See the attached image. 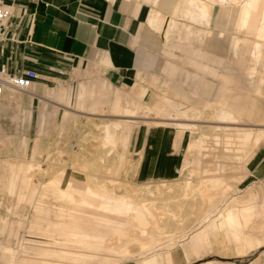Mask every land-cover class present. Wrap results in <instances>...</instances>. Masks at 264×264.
<instances>
[{"label": "rangeland", "instance_id": "374dc122", "mask_svg": "<svg viewBox=\"0 0 264 264\" xmlns=\"http://www.w3.org/2000/svg\"><path fill=\"white\" fill-rule=\"evenodd\" d=\"M217 19H218V11L215 13L213 17V21L212 19L210 20L212 22L210 28L212 29L213 33L208 41L202 42L201 40H196L194 43L183 41L187 45L198 46V50L195 54L184 53L179 50H173V52L177 54L179 57L178 56L173 57L172 59L178 61L183 68L182 70H180L179 73L173 76L172 75L168 76V74L162 72L161 67L166 64V60L169 59L170 56L165 54L164 52L160 53L161 64H158V66L154 68V70H147L145 86L149 88V94L147 95L146 100L144 101L140 100L138 96L132 92L131 87L133 85L130 86L114 85L115 87H119L123 89L124 97H126V99L129 101L128 102L129 105L126 103V108L129 106L128 110H131L129 113L132 112L133 114L132 113L131 114L133 116L129 114L128 111L125 112L128 115L124 113L122 114L124 116L122 115L119 116L120 114L119 112H111L108 105H102L103 101L105 100V97L103 96V90L105 84L104 83L105 81L103 80L104 76L100 71V69H98L96 65L93 64V62L84 63V64L74 63L70 65V69H68L69 74L67 76L68 77L67 79L64 78L60 79L56 76L47 77L46 86L41 91H39V93H41L42 95L48 98V100H46V103L40 102L38 98H34L32 103L30 104V100L26 98V100H24L21 103V105H18L15 102L10 103L8 100L1 99L2 105L0 106V151H6L10 154H13L14 153L13 151L15 150L17 155L16 157L11 158L13 159L12 161L14 162V165L16 166L18 162L25 163L28 166L25 172L27 175L28 173H34L35 170L36 176L38 175L37 178H34V181L36 182H39V177L44 178V180L43 179L42 180L47 182L48 181L47 177L49 178L50 176H52L53 172L55 174L56 170L59 167V166H55L54 164L53 165L50 164V162L47 160L46 150L49 147L50 152L48 156L52 157V153H54L56 155L53 154L54 157H52V159L55 160L58 157L61 159L62 157L61 159L62 162L66 160L67 162L65 163H67V165L66 166L62 165L61 167L67 168L68 166V172L73 171V168L71 167H73L72 165L74 162L76 161L78 162V160H80L81 163L85 164L87 161L86 163L87 166L85 165L86 167H84V169H83L84 165L81 166L80 170L81 171L83 170L82 171L83 173H85L86 175L88 174L90 177H92L91 175H93L92 179L96 177L100 179L101 182L104 179L102 183H108V181L114 182V183L110 182L108 184H113V187L115 188L117 187L118 189L123 188L127 191V193L129 191L131 192L132 190H135V192L137 193H140L142 191L144 192V190L141 189L142 187L147 188L150 187V185L153 186L155 184H158V189L157 188L155 189L158 190V192H161L162 190L165 189L166 191L171 193L170 194L171 196L173 195L172 196L173 199L175 196L177 197L179 196V198L176 199V201L175 199L174 200L172 199L173 203L171 202V200H168L170 202H167L168 205L170 206L172 205L173 207H175V208L171 207L174 213L170 212L171 214H173L174 220H176L175 222L177 223V219H178L179 220L178 223H182L181 221L184 219L183 223L179 224L180 226L177 224L179 228L178 226H176V223H174V220L170 219V221L172 222L171 226L169 225L170 228L173 229L174 227L177 228L178 230L176 231V229L174 230L171 229L175 233L174 232L172 233L168 226L166 228L169 229L170 231L169 232L167 230L169 233L166 236H169V238L170 236L172 237L170 239L169 238L167 239L169 240L167 243L168 244L174 242L176 243V246L173 247V249H171V252L176 251L179 247L180 248L178 250L180 251V249L185 245L192 246L193 243L195 244L196 240H197L196 243L200 244L201 241L198 239L199 238L198 234L204 233L205 225H203V227L201 228H197L198 221H196L197 213L200 212L199 211L200 206L202 207V205H200L201 203L200 204L198 203L202 201L201 199L203 196L200 195L201 197H199L198 194L197 196L201 199L199 200L197 199L198 198L197 197L195 198L197 200L195 199L193 200V198L196 197V194L193 191H190L189 192L190 195H189L188 192L185 193L179 190L178 188L180 187L178 185H183L184 182L200 183L203 185L204 183H201V181L202 180H203L202 182L207 181V184L205 182V184L203 185L206 186L205 187L206 190L208 189L214 190L213 186H209L210 188H208L207 186L208 183H210L209 181H212L213 178L216 176L217 178L215 177L216 179L214 178V180L220 179L219 181L223 185L222 188H226L227 186L229 197L231 198L241 197V199L249 201L250 197L254 195L253 197L257 199L256 200L254 199L256 203L254 201L253 202L259 206L260 210H263L264 209V191H263L264 174L260 175L261 173H258V170H260V168H263L261 166L264 164V135H263L264 83L263 84L259 83L261 84L259 85L261 90H259L257 93L253 91L252 87L254 88L255 86H257L258 82L257 81L251 82L250 78H248L247 70H246V68L251 63L250 60H252L253 57L251 54H248L246 52L247 45L243 43L241 44L240 47L241 49L239 50V53L237 55L234 54V52L232 51L233 39H231V37L232 36L234 37L236 35L243 36V34L233 29V25L229 23L226 25V28L223 31L225 35L223 37H220V39H223V41H225L224 44L227 48L226 53L224 52L225 55L224 53H222L220 54V56H222L224 59L223 64L228 67L227 69H225V67L218 68V63L220 61H216L213 58L217 59L218 58L217 56L219 54L213 52L212 50L211 51L209 50L210 44L212 42L216 43L219 39L218 32L220 30L216 27ZM197 26L199 28L206 29V27L202 25H197ZM160 35H161L160 33H157V36L155 37V42L158 45L161 44ZM205 44L206 46H204ZM201 54L207 55L211 61H209L208 59L198 58V56ZM190 56L197 57L199 60H201L204 63H209L211 66L218 68L221 73H226L231 75V82L228 84V87H230L232 90L226 92L228 95L234 96L235 94L238 93L247 92L248 94L246 93L245 96L246 95L251 96V94L249 95V91H250L255 101L258 102V104L261 107V112H260L261 118L250 119L247 113L242 115V117L239 120L231 119V121H233L232 123L230 122V120H228L229 121L228 123V121H224L222 117L220 118L221 116L220 110L225 104L226 100L218 101L215 99L217 98V95L219 93L220 85L223 82L220 81V79L218 80L216 77H213L211 75L208 76V78L213 80L215 82V85L212 88L211 94L209 95L206 94L205 97L210 98L212 100L196 101V102H192L188 100H179V101L176 100L178 102L184 103V106H181L183 110H185L186 107H188L189 109H191L190 114H194L189 116L188 118L187 116L183 117V115L179 116L178 110L168 106L166 102L162 100L159 96H169V97L175 96L171 92V87L175 83L181 85L185 90L192 92L195 97L201 96L202 83L186 75L187 74L186 70H190L193 72L195 71L194 67L189 65V63L187 64L186 63L187 61H184L187 58H190ZM263 63H264V59H261L260 63L257 65V68L260 67L259 69H262ZM153 75H156L159 78L155 80L156 78L154 79ZM81 83H84L87 86L93 88L92 91H96L98 96L100 97V104L96 106V110L94 111L96 114H92L93 117L92 115L87 113H83L80 111H73L72 109L74 107L67 108L64 102H62V104H57L52 100L53 88L51 85L60 87L59 93L62 94L63 88H68L70 86L76 87ZM61 84H63L64 86H61ZM156 93H158V95H156ZM138 101L147 102L152 106H154V109L149 111V109L146 110L143 107H138V106L135 107V103H137ZM216 105L219 107H215ZM62 109H70L71 111L64 117H61L60 113H62ZM100 110H104V111H100ZM212 110L216 111L214 114H212L213 116L211 115ZM28 111H34V114L33 116H31V118L28 116ZM42 111H45L49 114L46 130L43 132L41 130V127L38 126L39 114ZM84 115L88 117H84ZM127 120L130 122V126L126 130H121L122 128L119 127L117 130L118 133H115L114 136L115 138H113L109 142L108 141L102 142V140L96 138V135L94 134V132H92L95 128L92 129V131L89 132L87 131L88 130L87 128L91 126V123L89 122H94V124L101 123V125H98V127L101 128L103 126L102 125L103 123L108 124V123H113L115 121H127ZM160 121L167 122L169 125L158 123ZM182 122L186 124L189 123V125L192 124L193 126H196V128L194 130H190V129L182 130L179 127V125H177V123L183 124ZM85 126H87V128ZM225 126L226 128H224ZM220 127L223 132L220 130ZM231 129L232 130L256 129V130L253 135L254 137L251 136L252 138L251 141H249V145H244V144H248V141L246 140L244 141L238 140L239 142H236L237 144L235 143L234 145V142H230L226 144L227 142H225L224 140H222L224 142L222 141L219 142L218 139L214 137L213 138L210 137L212 135L222 137L224 134V130L230 133L232 132L230 131ZM86 131L88 132V134ZM206 131L210 136H208ZM124 132L126 133L124 134ZM199 132L200 133L203 132L204 135L203 134L201 135L205 137L208 136V138H205L206 142L204 141L205 143H203V145L202 143L195 144V142H193V140H195L196 138L195 136L196 133L200 134ZM82 133H84V135ZM217 133H219L220 135ZM260 134L261 137L259 136ZM119 136H120V140H119ZM114 139L115 141H113ZM206 139H208L209 142ZM163 141H169L170 144H159V142H163ZM102 143L105 144L102 145ZM118 144L119 146H117ZM200 144L202 147L200 146ZM204 144L205 145L208 144L206 145L208 149L203 147L205 146ZM125 145L127 147H125ZM203 148H205L206 151H204L205 149ZM229 148H231L232 150H229ZM233 149H235V151ZM31 151L33 154L31 157H28V155L31 154ZM87 153L90 155L88 158L86 156ZM158 153L167 154L168 158L171 160V161L168 160V163L170 162L169 166L171 165L170 166L171 172L169 175L166 174L158 175L155 173L153 167L151 166L150 162L152 161L154 162V159L156 160ZM118 154L119 155L121 154L119 158V160H121L120 162L121 165L118 164L119 162ZM258 154H263V155L257 159ZM122 155H124V157H122ZM82 156L83 159L84 158L86 159V160L84 159L85 161L82 159ZM121 158L123 159L125 158V160L122 162L123 159ZM81 160L84 162H82ZM114 160L117 162H115ZM250 162L253 163L250 164ZM33 163L39 164L40 165L39 168L37 166L34 167L32 166L31 168V164L33 165ZM118 166L119 167L122 166V168L121 167L119 168ZM146 168L147 171L145 172ZM160 168H161V163L158 166V169ZM42 170L43 172H45L44 174ZM130 170L131 173L129 172ZM39 171L40 173H38ZM118 171H120L121 173L120 172L118 173ZM47 172L50 174H47ZM88 175L87 177H89ZM100 180L98 181L100 182ZM126 180H130V181H126ZM163 180L173 183L174 188H177L178 186L177 192L174 193L176 189L172 187L171 188L166 187V184L156 182ZM93 183H95V181ZM160 185L162 189H160L161 188ZM32 188H33L32 191H34L33 195L32 196L30 195L32 193V191H30L27 193V196L21 199H19L16 194L11 196L7 194L6 191L2 190L1 162H0V196L2 197V200H0L1 201L0 202V243L9 244L14 248H16L17 252L15 254V258L13 259L14 264L19 263L21 257L24 255V252L26 251H28L27 253L32 256L38 253L36 250H32V246L34 245L31 244H27V246H29V249L26 251L22 249H18L20 248L19 247L20 241H22L23 239H27L36 242L40 241V242L54 244L51 234L54 235L55 237L58 238L60 237L57 234L59 229L56 228L54 223L69 222L68 218H61L58 216L60 212L59 205L65 204V202H60V201L58 202L57 200L55 202V199L52 198V196H50L51 198L46 197L47 199L41 198L37 193V190L40 188L38 183L33 185ZM172 189L175 191L173 192ZM137 190L138 191L140 190V192H138ZM191 192H192V196H191ZM249 193H253V194L251 195ZM130 194L131 193H129V195ZM149 195L154 196V193L149 192ZM188 197L192 198L190 199L191 201L189 200ZM205 197H203L204 198L203 200H205ZM181 203L184 207L182 205L180 206ZM189 205L192 207L190 208ZM223 205H225L224 201L220 202V204L218 203V208L214 209L213 214H215L218 210L223 208ZM178 206L182 207L183 210L182 208L178 209L179 208ZM186 208L188 211L194 208L196 213L194 212V210H191L190 212L193 211L194 214L192 212L190 215H188L189 212L186 211ZM177 210L179 213L177 212ZM183 211L185 212L183 213ZM186 212L188 213L186 214ZM175 213L178 215H176ZM187 215L190 217V219ZM192 216L193 217L195 216L196 218L194 217L195 218L194 219ZM191 220L193 221L194 224L191 223L192 222ZM152 222L154 223V221ZM48 224H51L50 230H48L45 233V229ZM180 227H183V229L186 230V232H184L185 235L182 233L180 234L178 233L182 231V228ZM11 229L13 230L10 231ZM189 229L194 234L196 233L197 234L193 235V233ZM101 233L109 234L110 232L102 230ZM110 234L112 235V233ZM173 234L174 235L176 234V236H174ZM187 235H189V237ZM192 235L194 238L192 237ZM175 237L177 238L179 237L177 239L178 241L180 238H181L180 240L183 239L186 240L179 241L180 242L179 243L176 242L177 240ZM174 238L175 240L173 241ZM171 239L172 242H170ZM192 239L194 242L192 241ZM221 240L222 239H220L218 243L216 241V244L214 243L206 246L203 243H201L200 245L198 244L197 247L199 246V249L200 248L203 249L198 250V252H196L195 250L194 253L197 254H193V255L197 258H202V259L193 264H203V263L222 264V263H231V262L244 264V263H249L250 261H252V259H254L257 256L264 255V248H260V249L252 250L250 254H248L245 257H236L232 255V249L230 246H226L225 248L224 247L222 248L224 241ZM133 242L135 243L131 242L132 243V244L130 243L131 246L129 245V242L127 245L130 246L128 247L129 249L134 250L136 252H132V254L129 253V255L123 254V256L119 258H117L118 256H120L119 254H113L114 258L115 255H117L116 258L119 259L120 262L117 259L115 260L113 258V255L111 254L112 259H114L116 262L117 261L119 262L115 264H137V262L141 261L144 257L149 256L153 253L149 250L141 251V247L138 246L139 243L137 241H133ZM181 242L184 244L180 245ZM167 243L165 245H167ZM212 245L216 247L217 250ZM66 246L75 250L80 249V247H77L78 244L76 243H69L66 244ZM211 246L212 248H210ZM193 247H194L193 249H198L196 248V244ZM138 248H140V250ZM167 250L169 249L167 248V249L159 250L157 252H165ZM140 252H142V254ZM225 252H227V254H225ZM124 255H126V258L124 257ZM128 256L129 257L131 256L132 258L130 257L131 258L130 259ZM122 258L124 260H121ZM47 262L73 264L72 262H68V261L59 262V261L51 260ZM4 263H5V258L2 257V253L0 252V264H4ZM34 263H38V262H34Z\"/></svg>", "mask_w": 264, "mask_h": 264}, {"label": "crops", "instance_id": "0c3cea01", "mask_svg": "<svg viewBox=\"0 0 264 264\" xmlns=\"http://www.w3.org/2000/svg\"><path fill=\"white\" fill-rule=\"evenodd\" d=\"M2 1L7 6H9V8H11L13 17L11 18L12 25L7 32V40L0 44V63H6L13 72L22 71L28 68L36 69L41 75L40 78H42L38 80L36 84L35 90L37 92L35 90H31L29 93L17 96L15 94H8V101L10 103L15 102L18 105H21V103L26 100V98L30 100V104L34 98H38L40 102L46 103L48 98L38 92L46 86L47 77L56 76L60 79H67L70 65L74 63L84 64L93 62V64H95L96 67L100 69L104 76L103 80L105 81V90L103 91V95L106 96L107 101L111 100V109H114L115 107V110L111 112H119V115H122L120 111L125 97L123 94V89L115 87L114 85H133L131 87L132 92L137 95L140 100H146V97L149 94V88L145 86L147 70H154L158 64H161L160 53L164 52L170 56V58L166 60V64L161 67L162 72L168 74V76H173L183 69L178 61L172 59L173 57L178 56L173 52V50H179L184 53L193 54H195L198 50L197 45H187L183 42L187 41L185 40L187 38H179L177 33L179 24L186 22L187 24L191 25L194 30H201L205 32L210 30V33L201 40L202 42L208 41L213 33L212 29L210 28L212 25L210 20L212 19L213 21V17L217 12L216 9L218 6H220L219 0L215 5V10L209 20L210 24H206L205 26V24L193 23L191 20L183 17L187 0ZM219 18L220 17L218 16L216 22V25L218 24L216 27L221 29H219L220 31L218 32L219 39L216 43L212 42L210 44L209 50L219 54L217 59L213 58L216 61H220L218 63V68L225 67V69H227L228 66L223 64L224 59L222 56H220V54L224 52L226 53L227 51V48L224 44L225 41L220 39V37L225 35L223 32L224 28L222 29V27H225L228 23L232 25L234 24L233 29L239 32V25L241 23L242 17L237 16L234 19L236 20L234 21L235 23H231L229 20L224 19V21H226L224 24L222 23L223 20L221 21ZM258 18L259 15L252 16L250 19V24L242 36L244 40L241 42V44L243 43L247 45L246 52L248 54L252 53L254 47V37L256 36ZM175 23L176 26L173 29ZM198 24L206 27V29L199 28L197 26ZM166 30L167 38L165 36ZM157 33L161 34L160 45L156 44L155 42ZM238 37L240 36L236 35L231 37V39H233L232 51L235 55H237V51L241 49L240 44V49L236 50ZM195 41L196 40L188 39L189 43H194ZM204 46H206V44ZM198 58L208 59L211 61L210 58L205 54L199 55ZM198 58L190 56V58H187L184 61H187L186 63H189V65L195 69L194 72L186 70V75L202 83L201 96L195 97L192 92L185 90L181 85L175 83L171 87V92L175 96H159L160 98H169L179 104H182L183 106L184 103L178 102L179 100H188L192 102L211 101L212 99L205 97L206 94H211L212 88L215 85V82L208 78V76L211 75L223 82L220 85L219 93L215 99L218 101L226 100V105L224 104L225 106L223 105V107H227L228 109L232 110L240 118L246 113L250 119L261 118V107L253 98L252 93L249 91L250 89L248 91L249 95L251 94V96H245L247 92L238 93L234 96L228 95L226 92L232 90L230 87H228V84L231 82V75L221 73L218 68L211 66L209 63H204ZM58 69H66V75L64 77L60 76L57 72ZM246 70L248 69L246 68ZM153 77L154 79L156 78L155 80L159 78L156 75H153ZM51 86L53 88V102L57 104H62V102H64L67 108L74 107L72 109L73 111L96 114L94 111L96 110V106L100 104V97L96 91H92L93 88L81 83L76 87L70 86L68 88H63L62 94H60V87L55 85ZM61 86L64 85L61 84ZM252 89L255 93H257L253 87ZM156 95H158V93H156ZM143 103L148 105L151 110L154 109V106L151 104L147 102ZM1 105L2 101L0 99V106ZM70 111V109H62L60 116L64 117ZM33 114L34 111H28V116L30 118L33 116ZM48 115L49 114L45 111H42L39 114L38 126L41 127L42 132L46 130ZM158 123L169 125L167 122L162 121ZM178 124L179 123H177V125ZM159 144L170 143L169 141H163L159 142ZM32 154L33 153L31 151V154H29L28 157H31ZM262 155L263 154H258L257 159ZM168 160L171 161L167 154L158 153L156 160L154 159V162L152 161L150 164L156 174L169 175L171 172V165L169 166L170 162L168 163ZM0 162L2 190L6 191V193L11 196L16 194L19 199L27 196V193L33 190L32 186L37 184L34 182L35 177H32L30 180L28 179L29 174H21L19 172L17 174L12 172L10 173V166L6 163V160L4 158H0ZM160 163L161 168L158 169ZM252 163L253 162H250V164ZM261 167L263 168L258 170V173H261L260 175L264 174V164ZM146 171L147 168L145 172ZM69 181V175L65 176L62 180V186H67ZM40 188L37 190L38 195L40 194ZM73 189L77 196L83 198L89 197L88 194L85 193L87 191L85 185L75 184ZM33 193L34 191H32L30 195L32 196ZM0 200H2L1 196ZM60 205V212L58 216L69 219V222L54 223L56 228L59 229L57 234L62 238L55 237L51 234L54 244L23 239L20 241V248L18 249L26 251L29 249L27 244H31L34 245L32 246V250H36L38 253L32 256L27 253L28 251L24 252V255L21 257L19 263L23 259H30L28 261L32 262L44 260L59 262H67V260L68 262L75 260L101 261L82 258V254H96V252L93 250V252H90L91 250L89 251V249L86 248L88 246L85 244L87 238H82V240H80V238L82 235L93 234L110 237V233H113V231L105 228H99L93 223L94 217H105L107 214L82 206L78 203L71 204V207L67 205L69 208H67L66 204H62L64 205L63 207ZM50 226L51 224L47 225L45 233L50 230ZM12 230L13 229L10 231ZM102 230L109 231L110 233H101ZM76 233L78 236L81 234L79 236L80 238L77 237ZM71 235L77 240L73 239ZM70 242H75L78 244L77 247L81 246L84 248V250H75L69 248L66 246V244H69ZM1 244L0 252L2 253ZM3 245L9 248L12 247L7 264H14L13 259L15 258V254L17 252L16 248L9 244ZM178 249L174 252H171V250H167L165 252L156 251L155 253L144 257L141 261L137 262V264H193L202 259L195 257L193 254L179 251ZM2 256L5 257L6 255L3 254ZM222 264L238 263L231 262ZM244 264H264V255L257 256L249 263Z\"/></svg>", "mask_w": 264, "mask_h": 264}, {"label": "bare ground", "instance_id": "6f19581e", "mask_svg": "<svg viewBox=\"0 0 264 264\" xmlns=\"http://www.w3.org/2000/svg\"><path fill=\"white\" fill-rule=\"evenodd\" d=\"M218 1L219 0H187L186 8L184 10V16L183 17L188 19V20H191L193 23L205 24V26H206V24L209 25L210 24L209 20H210L213 12L215 10V5L218 3ZM219 4H220V6L217 7L216 11H218V13H219V15H218L220 17L219 20L220 19H221V21L223 20V22H222L223 24H224V22H226V21H224V19H227V20H229V22L233 23L234 21H236L234 19L237 16L242 17L241 23L239 25L240 26V31L239 32H241L243 35H244V32H245L246 28L250 24V19L252 18V16L253 15H259V18L257 20L256 36L254 37V47H253V50H252V53H251L253 59L251 60V63L249 62L250 65L247 67V69H248L247 70L248 71V78H250L251 82H253V81H257L258 82V85L254 87L256 92H258L259 90H261L260 86H259L261 84H259V83H262V84L264 83V63H263V68L262 69H259L260 67L257 68V65L260 63V60L264 59V0H220ZM198 19H200V20H198ZM222 23H221V25H222ZM175 26H176V23L174 24L173 29L175 28ZM168 27H169V25H168ZM208 28H209V26H208ZM223 28L225 29L226 26L222 27V29ZM233 28H234V26H233ZM209 31L205 32V31H201V30H194L191 25L187 24L186 22H183V23L179 24V29H178L177 33H178L180 39H181V37H185V38H187L185 40L188 41V39H190V40L191 39L192 40H202L205 36H207L210 33ZM165 36L167 38V30H166ZM176 37H177V35H176ZM183 40H184V38H183ZM243 40L244 39H243L242 36L238 37L237 43H236V50L240 49L239 47H240L241 42H243ZM175 41H177V40H175ZM237 52L239 53V51H237ZM40 79H42V78H40ZM35 87H34V89H32V91L35 90ZM8 94H15L17 96V95H24L26 93H22V92L17 91V90H12L10 92H6L5 95L2 98H0V99L8 100ZM110 94H112V93H110ZM9 96H11V95H9ZM103 96L105 97V100L103 101L102 105H108V107L110 108V111L115 110V107H114V109H111V105H112L111 104V100L107 101L106 100V96L105 95H103ZM161 98L170 107H173L174 109H177L178 112H179L178 113L179 116L183 115V117L187 116V118H188L189 116L194 115V114H190L191 109H189V108H186L185 110H183L181 108V106H183L182 104H179V103H177V102H175V101H173V100H171L169 98H165V97H161ZM128 102L129 101L125 97L124 101H123V104L121 105V111H120L121 114H124L127 111L129 113L131 111V110H128L129 106L126 108V103L128 104ZM225 105H226V103H225ZM136 106L143 107L146 110L149 109V111H151V108L148 105H146L145 103L141 102V101H138L137 103H135V107ZM215 107H219V106L216 105ZM131 108H133V107H131ZM100 111H104V110H100ZM215 112L216 111L212 110L211 115L214 114ZM131 113H129V114H131ZM206 113H208V112H206ZM220 113H221V116L220 115L219 116H220V118L222 117L224 121L230 120V122L232 123L233 121H231V119H233V120H239L240 119L239 116H237L232 110L228 109L227 107H222L221 110H220ZM87 114L92 115L91 113H88V112H87ZM125 114H127V113H125ZM209 114H210V112H209ZM131 115H129V116H131ZM84 116L88 117L86 115H84ZM122 116H124V115H122ZM212 116H211V118H212ZM92 117H93V115H92ZM89 118H90V116H89ZM89 123H91L90 127L87 128V126H85L88 129L87 131L88 132L92 131V129L95 128L92 132H94V134L96 135V138H99L100 140H102V142L103 141H108L109 142L110 140L115 138L114 137L115 133H118L117 130H118L119 127L122 128L121 130H126L130 126V122L128 120L127 121H115L113 123H108V124H104L103 123L102 124L103 126L101 128L98 127V125H101V123L100 124L96 123V122H95L96 124H94V122H89ZM228 123H229V121H228ZM178 125H179V127L182 130H188V129L194 130L196 128V126H193L192 124L189 125V123L188 124H186V123L181 124L180 123ZM224 128H226V126ZM228 129H230V128H228ZM256 129H254V130L253 129H238V130L237 129L236 130H232L231 129L230 131H232V132H230V133H228L227 131L224 130V134L225 135L223 134L222 137L221 136H215V135L210 136L208 134V132L207 131L206 132H207L208 136L218 139L219 142L224 140L225 142H227L226 144H228L230 142H234V145H235L236 142L246 140V141H248V144H244V145H249V141H251V138L254 137L253 135H254ZM220 130H221V127H220ZM258 130H261V129H258ZM88 132H87V134H88ZM125 133L126 132H124V134ZM82 134L84 135V133H82ZM192 134H195V133H192ZM201 134H203V132L200 133V134L196 133L195 136H196L197 139L195 138V140H193V142H195V144L202 143V145H203V143L206 142L205 138H208V136L205 137V136H203L204 134L203 135H201ZM217 134H219V133H217ZM263 135H264V133H263ZM259 136L261 137V134ZM119 140H120V136H119ZM206 140L209 142L208 139H206ZM113 141H115V139ZM224 141H222V142H224ZM258 141H259V139H258ZM256 143H257V141H256ZM104 144L102 143V145H104ZM107 144H109V143H107ZM223 144H225V143H223ZM206 145H208V144H206ZM206 145L203 146V147L208 149V147H206ZM117 146H119V144ZM200 146H201V144H200ZM231 146H233V145H231ZM125 147H127V146L125 145ZM228 147H230V146H228ZM205 148H203V149H205ZM225 148H227V147H225ZM53 150H55V149H53ZM229 150H232V149L229 148ZM233 150L235 151V149H233ZM238 150H240V149H238ZM204 151H206V149ZM13 152H14L13 154H10V153H8L6 151H0V158H4L6 160V163L10 166L9 167L10 170H11L10 173L12 172V173H16L17 174L19 172L21 174H26L25 172H26V169L28 168V166L25 163H19L18 161H15V162H18L17 165L15 166L14 162L12 161L13 159H11V158L12 157H16L17 154H16L15 150ZM44 152H45V150H44ZM49 152H50V148L48 147L47 150H46L47 160L50 162V164H52V165L54 164L55 166H59L60 168L58 167L57 170L55 169L56 170L55 174L53 172L52 176H50L49 178L47 177V179H48L47 182L43 181L44 178H41V177H39V182L34 181L35 183H39L40 186H41L39 196L41 198H46V197L52 196V198L55 199V202H56V200L58 202L59 201L60 202H65L66 206L67 205L70 206L73 203H78V204H80L82 206H85V207H88V208H91V209H94V210H97V211L104 212L105 214H107V216H105V217H94L93 218V223L95 225H97L99 228H105V229H108V230H111V231L114 232V233H112V235L110 237H104V236L94 235L93 234V235H82L81 238L79 237L81 234L78 236L77 233H76L77 237L80 238V240H82V238L83 239L87 238L86 239L87 241H85V244L88 245L86 248L89 249V251L91 250L90 252H93V251L96 252V254H82L81 255L82 258L83 259H88V260H101V261L100 262H95V261H87V260H84V261L75 260V261H72L73 264H115V263H117L119 261V259H117V258L123 256V254H128L129 255V253L132 254V252H136V251L131 250V249L128 248V247L131 246L130 245L131 242L135 243L133 241H137L139 243L138 246L141 247V251H148L149 250V251H151L153 253H155L156 251H159V250L167 249V248L169 250H171V249H173V247L176 246L175 242L171 243V244L170 243L168 244L167 242L169 240H167V239L169 238V236H166V235H168V233L170 231L173 233L174 231H172V230H174V229H176V231H178L177 228H174V227H173V229L170 228V226L172 224L170 219L174 220L173 214L170 213V212H173V209H171V207H173V206L172 205L170 206L167 203V202H170L168 200H171V202H172V199H173L172 198L173 195L171 196L170 192L166 191L165 189L162 190L161 192H158V190H155L156 188L158 189V184H155L153 186L150 185V187H147L145 185L147 188L142 187L141 189L144 190V192L143 191L140 192V190L139 191L137 190L138 192H140V193H137V192H135V190H132L131 192L129 191L127 193V191L125 189H123V188H121V189L119 188L118 189L117 187L116 188L113 187V184H108L111 181L110 182L108 181V183H102L104 181V179L101 182L100 179H98L96 177H94L95 179L94 178L92 179L93 175H91L92 177H90L87 174L93 180L92 181L89 177H87V175L85 173L82 172L83 170L82 171L80 170L81 166L84 165L83 169H84V167L87 166L86 165L87 161H86L85 164H83V163L80 162V160L77 159L78 162L77 161L74 162L73 165H72L73 167H71V168H73V171L68 172V166H67V168L65 167L67 165V163H65V162H67V161L64 160V162H62L61 161L62 157H61V159L58 157V158H56L54 160V159H52V157H54L53 156L54 153H52V157H50V156H48ZM54 155H56V154H54ZM120 155H119V157L117 156L118 160L120 158ZM83 156H85V155H83ZM83 156H82V159H83ZM86 156L88 158L90 155L87 153ZM122 157H124V155H122ZM121 159H123V158H121ZM124 160H125V158L122 160V162ZM84 161H82V162H84ZM115 162H117V161H115ZM120 162H121V160H119L118 164L121 165ZM122 164H124V163H122ZM62 165H65L64 166L65 168L61 167ZM32 166L33 167L37 166L39 168L40 165L33 163V165L31 164V168H32ZM120 167L122 168V166H120ZM50 168H52V167H50ZM32 170H34V169H32ZM42 172H43V170H42ZM51 172H52V170H51ZM119 172L120 171H118V173ZM129 172L131 173V170ZM35 173H36L35 170H34V173H28L29 174L28 179L31 180L32 177L37 178L38 175L36 176ZM38 173H40V171ZM44 173L45 172H43V174ZM47 174H50V173L47 172ZM67 175H69L70 181L67 184V186H62L63 185L62 180ZM128 176H129V174H128ZM214 178H213L212 181H209L210 183H208V186H207L208 188H210L209 186H213L214 190H210L208 188H207L208 190H206V188H205L206 186H203V185L205 184V182L207 184V181L202 182L203 180L201 181V183H204L203 185L200 184V183H193V182H186L185 183L184 182L183 185H178L180 188H178V186H177V188L179 190H181V191H183L185 193L188 192V194H189L190 191H193L196 194V197H194L193 200L198 197L197 196L198 194H199V197H201V196L205 197L206 196L205 200H203L204 199L203 197H202V199L199 198V197L197 198L199 200L200 199L202 200V201H200L198 203V204L201 203L200 205H202V207L199 205L200 206V210H199L200 212L197 213V218L194 216L196 218V221H198V223H197L198 227L197 228H201V227H203V225H205L204 226V233H199L198 234V236H199L198 239L201 241L200 244L203 243L205 246L206 245H211V244H214V243L216 244V241L218 243L219 240L222 239L221 241H224L223 246L221 245L222 248L223 247L225 248L226 246H230L231 249H232V255H234L236 257H245L248 254H250V252L252 250L264 248V209L260 210L259 206L257 204H255L256 201H254V199L256 200L257 198L253 197L254 195L252 197H250L249 201L243 200V199H241V197H239V198L238 197L237 198H235V197L231 198L228 195L227 186H226V188H222L223 185L219 181L220 179L214 180ZM96 179L100 180V182L98 180H96ZM94 181H95V183H93ZM126 181H130V180H126ZM151 182H153V181H151ZM156 182L166 184V187L174 188L173 187V183H170L168 181L163 180V181H156ZM199 182H200V180H199ZM111 183H114V182H111ZM75 184L85 185V187L87 188V191L85 193H87L89 197L88 198H83V197L77 196V194L75 193V191L73 189V186ZM126 184H127V182H126ZM160 187H161V185H160ZM177 188H174V189H176V191L172 189L173 192L175 191L174 193L177 192ZM160 189H162V187ZM147 190H148V192H147ZM149 192L154 193V196L149 195ZM129 193H131V194L129 195ZM249 194L252 195L253 193H249ZM191 196H192V192H191ZM175 197H174V199L176 201V199H178L179 196L178 197L175 196ZM182 198H181V200H182ZM190 199H192V198H189V200ZM197 199H195V200H197ZM223 201L225 203V205H223V208H221L215 214H213L214 209L218 208V203L220 204V202H223ZM158 202H160V203H158ZM179 202H180V200H179ZM182 203L180 204V206L182 205ZM177 204H179V203H177ZM188 204H189V202H188ZM64 205H60V206L63 207ZM68 206H67V208H69ZM180 206H178L179 207L178 209L182 208ZM191 207L192 206H190V208ZM173 208H175V207H173ZM67 210H69V209H67ZM182 210H183V208H182ZM191 210H194V208L191 209ZM186 211H188L187 208H186ZM190 211H188L189 213L186 212V214L188 213V215H190L193 212V211L192 212H190ZM177 212H178V210H177ZM184 212L185 211H183V213ZM194 212H195V210H194ZM194 212H193V214H194ZM176 215H178V214H176ZM90 217H92V216H90ZM89 219H91V218H89ZM189 219H190V217H189ZM152 221H154V223ZM175 221L176 220H174V223H176ZM183 221H184V219L181 222L183 223ZM164 222H165V224H164ZM178 222H179V220L177 219L176 226H178L179 224H182V223H178ZM81 223H83V222H81ZM191 223H193V221ZM167 226L170 228V231H169V229H166ZM179 226H178V228H179ZM183 227H180V228H182V231L178 232V233L179 234L182 233V234L185 235L184 232H186V230L183 229ZM190 227H191V224H190ZM189 234H190V232H189ZM196 234L193 233V235H196ZM169 235H171V234H169ZM193 235H192V237H193ZM73 236H72V238L76 239ZM174 236H176V234ZM187 236L189 237V235H187ZM188 237H186V238H188ZM170 238H172V237L170 236ZM175 238L177 240L179 237L178 238L175 237ZM175 238L173 239V241L175 240ZM183 238H184V236H183ZM69 239H71V238H69ZM180 239H179V241H185L186 240V239L185 240L184 239L180 240ZM179 241L177 240L176 242H179ZM192 241H193V239H192ZM221 241H220V243H221ZM128 242H129L130 246L127 245ZM170 242H172V239L170 240ZM186 242H188V241H186ZM196 242H197V240L195 241V244H196V248H198V249H193L194 248L193 246L195 245L193 243V245L191 244L192 246H189V245L183 246L180 249V251H184L185 253H188V254H194L195 250H196V252H198V250L203 249V248L199 249V246L197 247V245L199 243L197 244ZM166 243H167V245H165ZM182 244H184V243L181 242L180 245H182ZM212 246L210 248H212ZM11 248L1 244L2 255L3 254L6 255L5 256L6 258L4 257L5 258V263L4 264H7V262H8L9 255L11 254V250H12ZM86 248H85V250H86ZM205 248H207V247H205ZM214 248H216V247H214ZM80 249L84 250V248H82V247ZM138 249L140 250V248H138ZM135 250H136V248H135ZM209 250H211V249H209ZM216 250H217V248H216ZM140 253L142 254V252H140ZM111 254L112 255L113 254H119L120 255L117 258H116L117 255H115V258H114V255H113V258L115 260L116 259L118 260L117 262L114 259H112ZM225 254H227V252H225ZM160 255H158V256H160ZM132 256H134V255H132ZM124 257L126 258V255H124ZM123 258L121 260L125 259V258L124 259ZM28 260H30V259H28ZM28 260L27 259L26 260L23 259V260H21V262L19 264H62V263H56V262H47L46 260L39 261L38 263H34L35 261L32 262V261H28Z\"/></svg>", "mask_w": 264, "mask_h": 264}, {"label": "built area", "instance_id": "2783aa9c", "mask_svg": "<svg viewBox=\"0 0 264 264\" xmlns=\"http://www.w3.org/2000/svg\"><path fill=\"white\" fill-rule=\"evenodd\" d=\"M12 17L11 8L0 0V44L7 40ZM57 72L60 76L66 75V69H58ZM40 76V73L33 68L13 72L6 63H0V98L12 90L29 93L40 80Z\"/></svg>", "mask_w": 264, "mask_h": 264}]
</instances>
